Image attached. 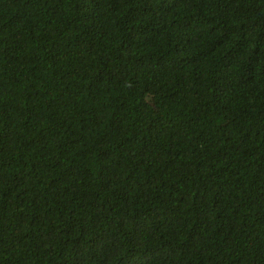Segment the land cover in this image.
<instances>
[{
    "label": "trees",
    "instance_id": "16d2710c",
    "mask_svg": "<svg viewBox=\"0 0 264 264\" xmlns=\"http://www.w3.org/2000/svg\"><path fill=\"white\" fill-rule=\"evenodd\" d=\"M0 264H264V0H0Z\"/></svg>",
    "mask_w": 264,
    "mask_h": 264
}]
</instances>
